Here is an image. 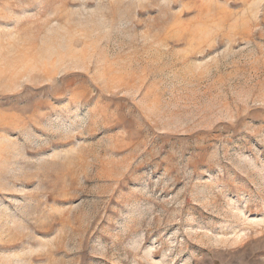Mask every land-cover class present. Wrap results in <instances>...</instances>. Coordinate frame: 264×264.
Here are the masks:
<instances>
[{"label": "rangeland", "instance_id": "obj_1", "mask_svg": "<svg viewBox=\"0 0 264 264\" xmlns=\"http://www.w3.org/2000/svg\"><path fill=\"white\" fill-rule=\"evenodd\" d=\"M0 264H264V0H0Z\"/></svg>", "mask_w": 264, "mask_h": 264}]
</instances>
